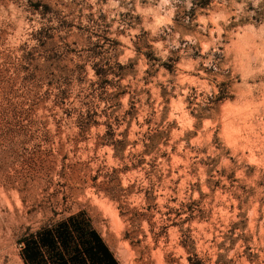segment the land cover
<instances>
[{
    "label": "rangeland",
    "instance_id": "1",
    "mask_svg": "<svg viewBox=\"0 0 264 264\" xmlns=\"http://www.w3.org/2000/svg\"><path fill=\"white\" fill-rule=\"evenodd\" d=\"M70 217L120 264H264V0H0V264Z\"/></svg>",
    "mask_w": 264,
    "mask_h": 264
},
{
    "label": "trees",
    "instance_id": "2",
    "mask_svg": "<svg viewBox=\"0 0 264 264\" xmlns=\"http://www.w3.org/2000/svg\"><path fill=\"white\" fill-rule=\"evenodd\" d=\"M40 242V264H68L61 255L62 251H68L74 244L81 247L72 248L74 255L69 259L72 264H118L112 254L105 246L103 239L96 230L77 223L76 217H70L67 221L60 223L53 230L40 233V239L35 245L29 244L25 251V260H37L38 243ZM102 252L100 262L98 253Z\"/></svg>",
    "mask_w": 264,
    "mask_h": 264
},
{
    "label": "crops",
    "instance_id": "3",
    "mask_svg": "<svg viewBox=\"0 0 264 264\" xmlns=\"http://www.w3.org/2000/svg\"><path fill=\"white\" fill-rule=\"evenodd\" d=\"M97 232V231H96ZM97 234L101 237V235L97 232ZM102 238V237H101ZM105 244V246L107 247V249H108V251L112 254V257L114 258V260L118 263V264H120L119 263V261L115 258V256H114V254L111 252V250L109 249V247L106 245V243H104ZM38 245H39V248H38V250H37V252H38V257H37V260L36 261H34V260H28L27 261V263L30 261L32 264H40V242L38 243ZM78 247V248H80L81 247V245L80 244H74V245H72L71 247H70V249L68 250V251H62L61 252V255L63 256V258L68 262V264H72V262L69 260L73 255H74V252H73V250H72V248H74V247ZM99 258H100V260L98 261V262H100L101 260H102V257H103V253L102 252H100V253H98V255H97ZM29 264V263H28ZM88 264H91L90 262H88ZM97 264V263H96Z\"/></svg>",
    "mask_w": 264,
    "mask_h": 264
}]
</instances>
